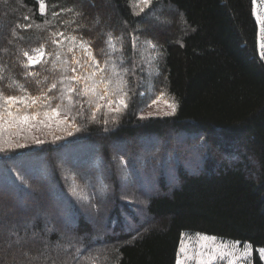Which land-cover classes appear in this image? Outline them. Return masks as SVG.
Returning <instances> with one entry per match:
<instances>
[{"label": "trees", "instance_id": "1", "mask_svg": "<svg viewBox=\"0 0 264 264\" xmlns=\"http://www.w3.org/2000/svg\"><path fill=\"white\" fill-rule=\"evenodd\" d=\"M44 4L42 14L40 0H0L5 95L22 94L8 87L12 80L36 96L60 79L55 53L71 59L69 41L53 35L61 32L87 41L101 67L109 62V41L124 44L120 61L135 94L117 123L109 116L104 124L103 109L90 120L85 103L71 136L57 133L64 138L53 143L38 133L44 143L0 153V264H177L186 233L264 247V59L256 3ZM41 46V63L24 67L23 52ZM74 52L87 59L78 45ZM162 99H174L173 115L151 111V101ZM253 264H264L258 251Z\"/></svg>", "mask_w": 264, "mask_h": 264}, {"label": "snow or ice", "instance_id": "2", "mask_svg": "<svg viewBox=\"0 0 264 264\" xmlns=\"http://www.w3.org/2000/svg\"><path fill=\"white\" fill-rule=\"evenodd\" d=\"M152 0H137V5L142 3L144 6H150ZM264 2V0H262ZM255 5L256 0H253ZM71 11V9H69ZM144 8H140L143 12ZM40 12H45L44 0H40ZM139 14V13H134ZM57 13H53V16ZM80 15V13H77ZM256 23L258 25L257 42L260 49V57L264 59V14L254 12ZM98 22V21H97ZM39 27V26H37ZM63 39L69 41L67 52L71 53V59L61 60L62 53L56 52V58L60 61L62 75L58 81L52 82L47 88H41L40 94L31 95L24 85L12 80L8 87L15 86L20 95H5L0 90V153H8L16 149H22L28 146V141L37 145L44 143L43 139L38 138L34 133L47 130V135L52 137V142L63 139V135L57 133H66L68 136L73 131H79L77 117L83 115V105L89 106V119L96 121L98 115L103 109L105 119L104 124L109 123L108 117L111 116V122L117 123L118 116L128 108L132 95L128 89L127 69H122L120 65L113 62L110 67L108 61H104L106 67L100 66V61L93 55L90 45L87 41L78 38L75 35L65 36L64 33H54ZM53 43H56L54 40ZM111 45V41H109ZM150 43V42H149ZM77 45L86 53L87 59H81L74 52ZM133 46H135V41ZM114 48V46H112ZM152 47H155L152 45ZM23 55L27 57L24 67H30L41 63V58L45 55L43 46L32 50V54L24 51ZM55 67V62H54ZM68 73H71L69 75ZM32 76H38L39 73L30 72ZM45 80L48 77L44 78ZM3 80V76H0ZM68 83H65V82ZM75 81V85L71 82ZM40 85L41 81H36ZM63 85L58 95H49L57 89V84ZM141 97L149 95L147 92L139 94ZM161 92L159 96H164ZM159 99V97H157ZM54 100L58 103L53 104ZM103 102V103H101ZM157 100H152L148 105L156 104ZM167 109L165 115H173L177 104L174 99L165 101ZM79 106L78 111L74 109ZM115 113V115H111ZM151 115V113H149ZM141 118H145L141 116ZM72 192L79 195L76 187H72ZM10 232V236H16ZM197 236L202 234L197 233ZM211 239L215 240V237ZM19 243V238L15 241ZM10 246V245H9ZM252 245L248 242L232 241L231 245L225 243L223 249L207 248L205 245H192L191 254L188 249L181 247V253L184 259L192 264H216L217 261H227V264H249L251 260ZM258 252L264 258V248H259ZM90 264H95V259L90 260ZM181 264V260H177Z\"/></svg>", "mask_w": 264, "mask_h": 264}, {"label": "rangeland", "instance_id": "3", "mask_svg": "<svg viewBox=\"0 0 264 264\" xmlns=\"http://www.w3.org/2000/svg\"><path fill=\"white\" fill-rule=\"evenodd\" d=\"M256 6H257V9H256L257 13L264 14V2H262V0H256ZM123 45L124 44H121L120 46L111 44V46H110L111 48L109 47V49H110L109 62H108L107 66L110 67V65L113 62H115L116 64L120 65V67L122 69H125L126 64L124 62L120 61L122 59V55H121V50L118 49V47H123ZM112 46H114V48ZM148 55L146 56V59H145L146 63L151 61L150 59H147ZM148 67L151 69V66L148 65L147 68ZM151 111L155 112V113L156 112L165 113V111H170V109H167L166 104H165V100L162 99L161 101L156 103L151 108ZM46 132H47V130H44L43 132H35L34 134L46 133ZM224 149L225 148L223 146L219 147L220 152H223ZM91 163H92V159H90L89 164H91ZM91 167H94L93 163L90 165V168ZM149 183H151V179H149V181H147V184H149ZM99 185H100V187L102 186L100 181H99ZM100 187H99V190H101ZM196 234L197 233H193V234L186 233L183 236V239H182V242H181V245H180V249H179V259L181 260V264H192V262L184 259V255H183V253H181V247L182 246L188 249V253L190 255L191 254V246L192 245H205L207 248H217L218 247L220 249H223L225 243L231 245L232 241H238V240H232V239H223V238H221L219 236H215V235H209V234L200 233L202 235L201 236H197ZM212 237H215L216 239L213 240V239H211ZM241 243H244V242H241ZM259 248H264V247H258L256 249L252 245V249L253 250L251 252V260H250L249 264H253V255H254L255 251H258ZM263 260H264V258H263ZM216 264H227V261H223V262L217 261Z\"/></svg>", "mask_w": 264, "mask_h": 264}]
</instances>
